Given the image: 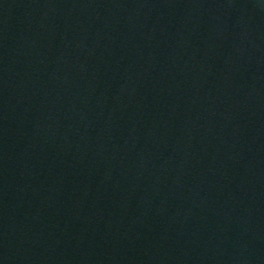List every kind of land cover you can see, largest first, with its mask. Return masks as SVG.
<instances>
[{
    "label": "water",
    "instance_id": "obj_1",
    "mask_svg": "<svg viewBox=\"0 0 264 264\" xmlns=\"http://www.w3.org/2000/svg\"><path fill=\"white\" fill-rule=\"evenodd\" d=\"M0 264H264V0H0Z\"/></svg>",
    "mask_w": 264,
    "mask_h": 264
}]
</instances>
